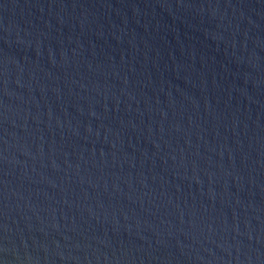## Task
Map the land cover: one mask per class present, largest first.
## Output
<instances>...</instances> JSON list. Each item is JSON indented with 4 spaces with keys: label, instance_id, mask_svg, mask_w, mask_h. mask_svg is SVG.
Returning <instances> with one entry per match:
<instances>
[{
    "label": "water",
    "instance_id": "obj_1",
    "mask_svg": "<svg viewBox=\"0 0 264 264\" xmlns=\"http://www.w3.org/2000/svg\"><path fill=\"white\" fill-rule=\"evenodd\" d=\"M0 264H264V0H0Z\"/></svg>",
    "mask_w": 264,
    "mask_h": 264
}]
</instances>
